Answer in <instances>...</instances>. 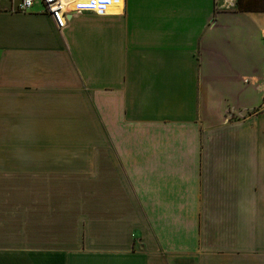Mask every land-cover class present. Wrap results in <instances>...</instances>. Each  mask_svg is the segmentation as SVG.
I'll return each mask as SVG.
<instances>
[{
	"label": "crops",
	"instance_id": "0c3cea01",
	"mask_svg": "<svg viewBox=\"0 0 264 264\" xmlns=\"http://www.w3.org/2000/svg\"><path fill=\"white\" fill-rule=\"evenodd\" d=\"M20 4L0 0V264L66 232L88 248L65 264H264V0H111L61 30Z\"/></svg>",
	"mask_w": 264,
	"mask_h": 264
},
{
	"label": "built area",
	"instance_id": "2783aa9c",
	"mask_svg": "<svg viewBox=\"0 0 264 264\" xmlns=\"http://www.w3.org/2000/svg\"><path fill=\"white\" fill-rule=\"evenodd\" d=\"M37 5L45 7L61 30L66 26L68 12H93L105 15L110 11L111 0H21L20 10L29 12ZM236 5L237 0H216L218 10H233Z\"/></svg>",
	"mask_w": 264,
	"mask_h": 264
},
{
	"label": "rangeland",
	"instance_id": "374dc122",
	"mask_svg": "<svg viewBox=\"0 0 264 264\" xmlns=\"http://www.w3.org/2000/svg\"><path fill=\"white\" fill-rule=\"evenodd\" d=\"M53 228L54 226H48V229ZM67 227V228H71L72 225L70 224H63L62 228ZM67 233V232H66ZM66 233H63V237L67 238L64 240H57L55 238H53L54 236L52 234H48L47 235V240H46V245L44 248H41L45 251L44 256H42L43 258H41L39 260V258L37 256L31 255V257H27V258H23V257H16L17 263L24 261L26 263H31V264H57V263H66V259H69L67 257H63L60 258L61 256L58 255L61 253V251H64L65 253H68L69 251H82V249L86 250L88 248V242L86 240H84L83 242L81 240L78 241V244L76 243L75 240H71L70 238H68L69 236H67ZM70 235V234H69ZM56 236H61V235H56ZM34 252H32L33 254ZM62 260V261H61Z\"/></svg>",
	"mask_w": 264,
	"mask_h": 264
}]
</instances>
